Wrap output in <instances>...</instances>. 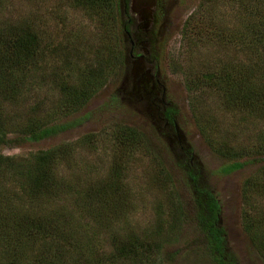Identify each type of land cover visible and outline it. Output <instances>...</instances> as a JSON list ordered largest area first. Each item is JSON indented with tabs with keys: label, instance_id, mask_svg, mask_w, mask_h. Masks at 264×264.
Listing matches in <instances>:
<instances>
[{
	"label": "rangeland",
	"instance_id": "374dc122",
	"mask_svg": "<svg viewBox=\"0 0 264 264\" xmlns=\"http://www.w3.org/2000/svg\"><path fill=\"white\" fill-rule=\"evenodd\" d=\"M63 1H40V6L23 3L25 14L30 9L37 16H45L44 4L51 7L58 3V13L67 22L65 37L52 49L58 79L49 89L56 104H62L63 97L67 100V109L60 108L54 116L62 127L37 141L17 139L10 146L0 144V153L25 156L89 135L91 146L99 149L78 147L72 159L62 161L59 168L71 174L73 186H84L87 180L105 173L114 174L115 182L127 181L130 195L125 193L120 199L121 211L115 213L112 209L106 215L115 220L113 234L153 239L158 227H164L168 242L161 253L163 264H216L188 178L191 169H199L203 182L219 199L218 223L225 234L226 251L238 264H264V179L258 172L260 163L224 173L221 169L230 158L211 147L264 153V45L258 36L248 43L253 27L239 4L243 0H161L163 15L154 24L150 20L148 26L144 5L131 8L133 0H128L124 20L130 19V41L124 43V48L127 53L136 43L134 54L148 52L139 63L132 57L125 58L124 65L116 59H103L102 30L80 9ZM14 11L18 13L16 8ZM45 19L54 24L52 29L62 32L60 19ZM98 62L106 66L99 69ZM87 66L94 71L86 80L88 86L77 88L79 70ZM135 66H141L138 74L148 71L152 76L158 72L164 92L162 87L149 93L139 88L133 94ZM61 70L69 74L73 84L65 96ZM48 79L46 75L44 93ZM145 82L148 86L149 79ZM248 90L259 92L262 101L257 98L254 103L245 102L252 100L249 95L243 100L236 98L244 92L249 94ZM149 96L155 101L151 102ZM163 106L175 109V128L157 116ZM68 110L73 112L66 114ZM110 134L125 142L117 156L122 158L117 161L103 147ZM189 147L192 154L188 153ZM155 170L159 173L154 174ZM75 210L74 217H78ZM126 221L130 224L128 230L124 229ZM111 230L100 235L101 247L108 253ZM114 260V264H128L117 255Z\"/></svg>",
	"mask_w": 264,
	"mask_h": 264
},
{
	"label": "trees",
	"instance_id": "16d2710c",
	"mask_svg": "<svg viewBox=\"0 0 264 264\" xmlns=\"http://www.w3.org/2000/svg\"><path fill=\"white\" fill-rule=\"evenodd\" d=\"M40 1L50 2L0 0L1 145L10 146L17 139L37 141L54 134L62 127L54 121V116L60 108L65 110L68 107L64 97L62 104H56L49 90L51 83L58 79L52 64V49L60 43L59 39L65 37L63 33L67 22L58 13V3L55 2L51 7H45L44 4L42 11L51 20L60 19L62 32L52 29L54 24L51 26V21L48 23L41 14L37 16L35 10L29 9L28 14L23 12L24 2L31 6L39 3L40 6ZM64 1L68 6L80 9L87 19L102 30L101 42L105 48L103 59H116L124 65L125 58L130 57V51L126 53L124 48V43L130 41V19L124 20V14L128 13V0ZM239 4L247 11V18L253 27L248 43L255 42L258 36L264 45V0H243ZM162 15L163 5L161 0H157L154 22ZM103 65L106 66L98 62L96 66L102 69ZM244 70L245 74L249 71L248 67ZM61 71L64 78L61 90L65 96V91L73 84L69 74ZM92 72L88 66L79 70L77 88L88 86L86 80ZM46 75L49 79L44 93ZM241 76L237 74V77ZM131 92L135 93L133 87ZM248 93L244 92L236 98L243 100L249 95L252 100L245 102L254 103L253 100L257 98L262 101L259 92L248 90ZM147 98L151 102L155 101L150 96ZM66 112L70 114L73 111ZM174 112L172 107L163 106L157 116L175 128ZM89 137L87 135L76 142L25 156L0 153V264H114L115 255L128 264H163L161 253L168 242L164 227H158L157 236L153 239L149 236L140 238L131 234H113L115 220L106 215L112 209L118 212L122 196L125 193L130 195L131 188H127V181L125 184H121V179L115 182L112 180L116 178L114 174L106 176L105 173L95 180H87L84 186H73L71 174L59 168L62 161L68 163L72 159L76 148H98L91 146L93 141ZM124 143L120 136L110 134L103 147L115 155L117 161L122 158L117 156L124 150ZM211 147L216 153L230 158L229 164L221 169L222 172H231L248 163L259 162L258 172L260 178L264 179V153L235 147L222 150L213 145ZM86 150L90 151L89 148ZM188 153L192 154V148H188ZM158 173L154 171V174ZM188 178L199 222L207 236L214 261L216 264H238L233 254L226 251L225 234L218 223L219 199L203 182L199 169H191ZM248 188L247 185L243 189V196ZM74 195L77 196L75 203ZM74 208L79 213L78 217H74ZM124 224L127 225L124 229L128 230L129 222ZM108 230H111L109 253L102 249L100 236Z\"/></svg>",
	"mask_w": 264,
	"mask_h": 264
},
{
	"label": "flooded vegetation",
	"instance_id": "af4514ba",
	"mask_svg": "<svg viewBox=\"0 0 264 264\" xmlns=\"http://www.w3.org/2000/svg\"><path fill=\"white\" fill-rule=\"evenodd\" d=\"M139 4H142L144 5V8H146L148 5L151 4L150 0H139ZM157 10V0H154V4L152 6V18H151V24L154 22L155 18V12ZM143 42V41H142ZM141 42V43H142ZM144 43V42H143ZM136 43H133L132 44V47L130 49V57L133 58V61L139 63L141 62L143 59H145L146 57V54H147V50L144 51L145 55H141L140 53L138 54H134L133 53V48L135 46ZM145 78V79H149V82H148V86H146V84H144V82H141V80ZM143 78H142V73L139 74V77H137L136 81H140L139 84H134L133 85V89H134V92L135 93H138L139 92V88H141L143 90L144 93H149V92H152V91H155V88L156 87H162L163 89V92H164V87L163 85L161 84L160 80H159V74L158 72H156V74L152 75L150 78L148 77V75H143ZM144 81V79L142 80ZM153 99H155V97L153 96Z\"/></svg>",
	"mask_w": 264,
	"mask_h": 264
},
{
	"label": "water",
	"instance_id": "95a60500",
	"mask_svg": "<svg viewBox=\"0 0 264 264\" xmlns=\"http://www.w3.org/2000/svg\"><path fill=\"white\" fill-rule=\"evenodd\" d=\"M150 2H151V4L150 5H148L146 8H145V11H144V17H145V19H146V26H148L149 25V23H150V20H151V18H152V6H153V4H154V0H150ZM139 4V0H133V5L131 6V8H133V7H136L137 5ZM128 36L130 37V34L128 33ZM141 71V66H135L134 68H133V70H132V77H133V79H134V84L136 83V84H139V82L140 81H136V78L139 76V72ZM143 75H148V77L150 78L151 76L149 75V72L148 71H146V72H144V73H142V78H143ZM144 79V81H142ZM142 80H141V82H144V84H146V82L145 81H147L148 79H145V78H143Z\"/></svg>",
	"mask_w": 264,
	"mask_h": 264
}]
</instances>
